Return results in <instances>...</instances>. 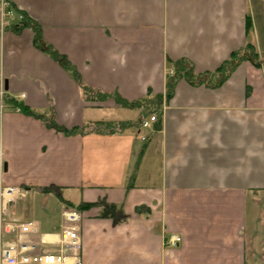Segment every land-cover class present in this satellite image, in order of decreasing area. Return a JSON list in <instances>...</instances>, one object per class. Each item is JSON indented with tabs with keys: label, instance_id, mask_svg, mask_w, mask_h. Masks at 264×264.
Listing matches in <instances>:
<instances>
[{
	"label": "crops",
	"instance_id": "obj_1",
	"mask_svg": "<svg viewBox=\"0 0 264 264\" xmlns=\"http://www.w3.org/2000/svg\"><path fill=\"white\" fill-rule=\"evenodd\" d=\"M11 1L83 84L127 100L165 94L171 60L188 58L204 73L249 40L264 52V0ZM9 22L0 12V99L3 91L43 117L3 100L5 180L26 189L19 199L57 195L50 231L67 202L94 203L82 209L84 264H264L263 65L244 60L214 87L179 80L161 127H144L141 108L87 99L29 27ZM100 121L131 124L92 131ZM17 201L11 216L25 219L13 215Z\"/></svg>",
	"mask_w": 264,
	"mask_h": 264
},
{
	"label": "built area",
	"instance_id": "obj_2",
	"mask_svg": "<svg viewBox=\"0 0 264 264\" xmlns=\"http://www.w3.org/2000/svg\"><path fill=\"white\" fill-rule=\"evenodd\" d=\"M0 12L4 24L10 23V17L18 21L22 18L11 0H0ZM2 112L3 97L0 99V117ZM155 120V114H151L142 125L150 127ZM5 173V151L0 140V264H84L80 232L82 210L64 205L60 229L43 232L37 219L11 216L12 205L26 195V190L7 183ZM180 240L176 235L171 238L173 244Z\"/></svg>",
	"mask_w": 264,
	"mask_h": 264
},
{
	"label": "trees",
	"instance_id": "obj_3",
	"mask_svg": "<svg viewBox=\"0 0 264 264\" xmlns=\"http://www.w3.org/2000/svg\"><path fill=\"white\" fill-rule=\"evenodd\" d=\"M16 11L17 13L22 14V18L21 20L14 23L12 27L18 30L25 27H29L34 33V45L40 48L42 51L48 53L52 58H54L58 63H60L66 68V70L71 74V76L82 85L84 94L87 99H106L112 97L121 106L128 108H141L143 110V114H156V120L154 122V128L156 129L161 127V123L159 122V116L162 112L163 101L165 99L169 100L173 96L175 92V87L179 80L184 79L192 85L204 84L206 86L214 87L223 83V81L229 77L233 70L244 60L250 61L256 66H264V52H259L255 44L250 40L244 46L233 50L230 53L229 57L225 61H223L220 66L214 71L198 73L195 69L194 63L188 58H179L176 60H171L170 62L172 63V72L167 75L165 94H152L150 91H148V93L144 97L135 100H127L116 92H102L100 90L93 89L90 86L83 84L80 73L78 72L77 68L69 61L67 56L59 52L55 47H53V45L49 44L43 38L41 25L35 19L29 17L22 10L16 9ZM246 27L247 32L252 29V23L249 17H246ZM3 100L9 104H12L14 108H18L23 113L43 117L34 109L26 105L24 102L9 97L8 95L4 94ZM142 121L143 120H141L139 125L142 124ZM45 122L48 126L67 133L86 132L83 128L74 127L72 129H68L57 124L54 120H45ZM127 124L131 123L128 121H100L96 124V128L92 131L99 133H103L105 131L111 132L114 131L117 127H123ZM67 204L70 206H75L69 202H67ZM92 204L94 203H83L77 205L76 207H78L79 209H83L84 207L91 206Z\"/></svg>",
	"mask_w": 264,
	"mask_h": 264
},
{
	"label": "rangeland",
	"instance_id": "obj_4",
	"mask_svg": "<svg viewBox=\"0 0 264 264\" xmlns=\"http://www.w3.org/2000/svg\"><path fill=\"white\" fill-rule=\"evenodd\" d=\"M252 42L257 48L255 41ZM259 46L261 48H264V38L260 40ZM143 115L144 116L143 118H141V120L150 116L148 114ZM47 194H49V191L48 193H36L33 192V190H30L26 198L18 199L15 205L16 211L15 214L13 213V215L22 216L25 219H39L43 224V232L56 230L57 228H53V226H55L54 224H56L59 219V211L61 204L57 195H54L52 193H50L49 195Z\"/></svg>",
	"mask_w": 264,
	"mask_h": 264
},
{
	"label": "water",
	"instance_id": "obj_5",
	"mask_svg": "<svg viewBox=\"0 0 264 264\" xmlns=\"http://www.w3.org/2000/svg\"><path fill=\"white\" fill-rule=\"evenodd\" d=\"M7 169V164L5 163V170Z\"/></svg>",
	"mask_w": 264,
	"mask_h": 264
}]
</instances>
